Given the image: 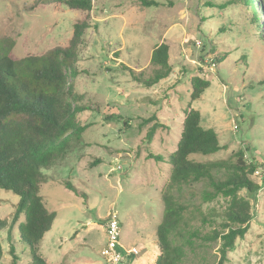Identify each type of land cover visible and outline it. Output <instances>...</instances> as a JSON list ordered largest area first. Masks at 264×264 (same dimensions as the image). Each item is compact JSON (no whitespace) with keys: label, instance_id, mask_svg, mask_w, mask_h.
I'll return each mask as SVG.
<instances>
[{"label":"rangeland","instance_id":"374dc122","mask_svg":"<svg viewBox=\"0 0 264 264\" xmlns=\"http://www.w3.org/2000/svg\"><path fill=\"white\" fill-rule=\"evenodd\" d=\"M209 1L213 6L205 5ZM225 1L161 0L160 5L141 7L133 0H94L74 66L77 74L69 78L88 107L78 114L88 127L83 144L44 170L46 181L39 187L48 209L56 213L39 244L46 262L111 264L101 255L105 221L111 213L120 223L121 245L138 249L132 264H153L158 254L155 232L163 211L160 190L170 165L146 155L165 157L175 150L190 104L200 112L201 125L214 129L223 146L208 156H191L234 160L241 149L246 161L257 164L251 178L259 190L253 197L240 191L249 198L252 218L225 264H264V37L251 24L250 10L240 4L217 6ZM253 1L257 11H263L260 2ZM82 16L55 0H0V42H13L10 55L15 59L42 54L65 46L73 22ZM258 29L264 35L263 17ZM161 42L169 46L171 72L144 87L124 66L149 76L154 68L151 50ZM218 51L227 52L220 63L212 60ZM194 75L210 85L189 103ZM155 121L160 126L149 142L145 134ZM96 158L101 162L90 166ZM65 180L78 195L65 188ZM18 199L0 188V218L10 222ZM224 204L218 198L202 207ZM5 238L3 230L0 264L11 263ZM22 248L17 252L27 250ZM216 249L210 245L201 254L216 261ZM21 256L17 264H28L29 254ZM129 263L125 259L121 264Z\"/></svg>","mask_w":264,"mask_h":264},{"label":"trees","instance_id":"16d2710c","mask_svg":"<svg viewBox=\"0 0 264 264\" xmlns=\"http://www.w3.org/2000/svg\"><path fill=\"white\" fill-rule=\"evenodd\" d=\"M133 1L141 7L161 4V0ZM258 1L263 6L260 13L253 0H226L217 6L223 9L227 5H243L251 12V24L264 37L258 29L259 18L264 19V0ZM55 2L83 15L73 22L72 35L65 46L15 59L10 55L13 42H0V188L19 197L10 222L0 218V232L6 230L10 264H17L25 252L30 256L28 264H49L41 256L39 244L56 213L48 209L39 187L46 181L44 170L82 145V134L88 127L78 118L88 107L81 103L82 96L69 78L77 74L74 66L90 26L89 12L94 0ZM205 5L213 6L210 1ZM168 47L165 42L153 47L149 61L154 68L147 77L143 71L124 67L133 80L151 87L171 72ZM226 53L218 51L212 60L220 63ZM209 85V80L191 76L189 103L198 99ZM158 126L155 121L149 127L146 140L151 141ZM222 148L214 129L203 127L200 112L188 104L175 150L165 157L147 153V158L165 160L170 165L160 190L163 211L155 232L158 254L153 264H225L235 240L247 232L252 206L240 191L244 189L253 197L259 190L260 185L251 178L257 164L246 161L241 149L234 153V160H199L191 156H208ZM100 162L96 158L90 166ZM63 185L78 195L71 181L65 180ZM218 198L224 200V207H202ZM210 245L217 248L216 261L201 254ZM22 246L27 250L18 253ZM2 254L0 240V260ZM127 259L131 264L135 261L132 254Z\"/></svg>","mask_w":264,"mask_h":264},{"label":"built area","instance_id":"2783aa9c","mask_svg":"<svg viewBox=\"0 0 264 264\" xmlns=\"http://www.w3.org/2000/svg\"><path fill=\"white\" fill-rule=\"evenodd\" d=\"M105 222L106 241L101 249V255L111 264H121L129 255H136L138 249L135 247L124 248L119 242L120 226L116 217L109 213Z\"/></svg>","mask_w":264,"mask_h":264},{"label":"crops","instance_id":"0c3cea01","mask_svg":"<svg viewBox=\"0 0 264 264\" xmlns=\"http://www.w3.org/2000/svg\"><path fill=\"white\" fill-rule=\"evenodd\" d=\"M137 236H139V235H137ZM134 247H136V246H134ZM148 253V251H144V254H147Z\"/></svg>","mask_w":264,"mask_h":264}]
</instances>
